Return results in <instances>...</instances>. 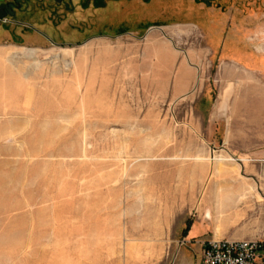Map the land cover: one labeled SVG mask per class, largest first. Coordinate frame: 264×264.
I'll list each match as a JSON object with an SVG mask.
<instances>
[{"label":"rangeland","instance_id":"374dc122","mask_svg":"<svg viewBox=\"0 0 264 264\" xmlns=\"http://www.w3.org/2000/svg\"><path fill=\"white\" fill-rule=\"evenodd\" d=\"M210 239L264 240V0H0V264Z\"/></svg>","mask_w":264,"mask_h":264},{"label":"built area","instance_id":"2783aa9c","mask_svg":"<svg viewBox=\"0 0 264 264\" xmlns=\"http://www.w3.org/2000/svg\"><path fill=\"white\" fill-rule=\"evenodd\" d=\"M199 264H264V240L204 241Z\"/></svg>","mask_w":264,"mask_h":264},{"label":"crops","instance_id":"0c3cea01","mask_svg":"<svg viewBox=\"0 0 264 264\" xmlns=\"http://www.w3.org/2000/svg\"><path fill=\"white\" fill-rule=\"evenodd\" d=\"M115 5H118L120 8H124L125 6H127V5H129V4H131V3H128V2H125V3H120L119 4V2H113ZM107 6V5H106ZM143 6H148V5H145V4H143ZM104 8H106V7H104ZM104 8H102V9H104ZM110 8H117V7H108L107 9H109L110 10ZM107 11V10H106ZM137 18H139L138 17V15H137ZM156 21H161V20H158V19H153V20H150V21H147V20H144V21H142V23H150V22H156ZM141 23V24H142ZM141 24H136V23H134V22H125V23H123V21L122 22H120L119 23V26H118V28H117V30L115 31V32H117L122 26H124V25H127V26H131V27H133V29H135V30H138V28L141 26ZM223 24V23H222ZM244 31H246V27L244 28ZM114 32V33H115ZM237 32V27H235V25H234V27H233V30H232V32H231V34H233V33H236ZM47 36V38H49V39H52L49 35H46ZM38 37V36H37ZM39 38V37H38ZM43 38H45V37H43ZM53 40V39H52Z\"/></svg>","mask_w":264,"mask_h":264},{"label":"bare ground","instance_id":"6f19581e","mask_svg":"<svg viewBox=\"0 0 264 264\" xmlns=\"http://www.w3.org/2000/svg\"><path fill=\"white\" fill-rule=\"evenodd\" d=\"M31 53H32V54H34V53H35V51H32Z\"/></svg>","mask_w":264,"mask_h":264}]
</instances>
